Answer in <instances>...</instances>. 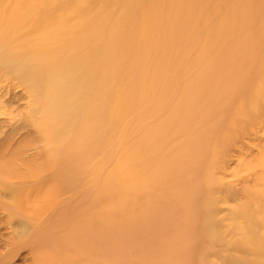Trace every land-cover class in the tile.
<instances>
[{
  "label": "rangeland",
  "instance_id": "1",
  "mask_svg": "<svg viewBox=\"0 0 264 264\" xmlns=\"http://www.w3.org/2000/svg\"><path fill=\"white\" fill-rule=\"evenodd\" d=\"M199 1L0 0V160L15 169L8 176L0 168V264H39L40 257V264H55L33 234L57 207L37 220L39 196L57 184L59 164L71 169L78 161L79 176L89 164L84 177L93 178V193L74 214H84L93 200V215H102L115 199L111 188H141L143 167L152 171L160 158L174 162L163 166L175 174L172 189L158 185L141 195L153 212L140 234L150 245L138 241L134 260L156 245L163 259L169 251L172 264H264V52L255 51L251 72L242 70L255 72L247 92L238 84L220 94L236 93L232 101L202 99L196 106L195 89L218 91L227 64L225 52H201L200 45L233 36L222 25L245 7L234 3L225 18V3ZM75 25L79 31L68 29ZM259 42L264 46V13L255 14ZM201 68L207 76L197 82ZM249 103L250 112L240 110ZM128 194L115 195L137 199ZM176 194L189 196L186 213L194 223L160 241L173 218L180 222L179 210L169 212L161 203ZM63 216L56 213L46 228L61 219L67 227L72 214ZM205 217L207 227L201 225ZM205 234L208 240H201ZM155 260L160 264L158 255Z\"/></svg>",
  "mask_w": 264,
  "mask_h": 264
},
{
  "label": "bare ground",
  "instance_id": "2",
  "mask_svg": "<svg viewBox=\"0 0 264 264\" xmlns=\"http://www.w3.org/2000/svg\"><path fill=\"white\" fill-rule=\"evenodd\" d=\"M221 2L226 4L225 8L227 9L224 13L225 18L230 16L229 14H227L228 9L232 8L234 3H245V7L243 11H240L230 17V20L226 26L222 25L224 28H228L229 30H231L232 33H234L233 36L225 38V40L222 39L218 42H215V39L210 38L207 39L205 43H202L200 45L201 52H204L209 48L214 51H219L220 53L225 52L227 54V64L224 66V69H221L220 71V76L223 77H219L217 79L219 84H217L215 88L218 87V91L208 93L205 90L203 91L199 88L195 89V94L198 96V102L195 104L196 106H198L199 101H202V99H217L216 101L219 100L224 103L232 101L236 93L234 94L232 92L229 97L221 96L220 94L224 89L228 87H237L238 84H242L243 86H245L244 92H247L249 90V85L251 84V82H255V78L253 77L255 75V72L252 74H247L242 70L246 69L251 72V68H255V51L256 54L257 52H264V46H261L260 42L258 44H255V14L260 15L264 13V8L259 10L260 7L264 6V0H259L256 4L255 0H203L199 1L198 4L204 6L206 5V7H208L214 5V3L218 4ZM188 4L191 5L190 2H188ZM15 12H17V10ZM5 16L6 15H4V17ZM242 19H245L244 22H242V24L244 25V29H242V26L240 25L241 22H239V20ZM249 27L250 30L247 31ZM70 28L71 31L75 32L80 30L77 25L70 26L68 29L70 30ZM220 29L221 27L218 28L217 31H220ZM242 35H246L251 38L243 37ZM217 60L220 62L218 56L215 61ZM202 69L203 68L198 69V72L202 71ZM206 73V70L205 72L202 71V75L197 77V82L207 76ZM250 96L251 95L248 94V97H246L245 99L251 100ZM183 98L184 101L182 103H186L185 99L187 97L184 95ZM202 107V111L204 112L205 110H207L208 104L203 103ZM223 109L226 110V106H224ZM250 109H252L251 104L249 107L240 110H246L250 112ZM178 137L179 136H175V138ZM148 149L150 150L151 146L148 147ZM162 159L160 158L158 160L162 164L152 170L154 173L157 172L155 174H153L150 169L146 170L147 165L143 167L141 181L142 183H138L142 189L138 185L134 186L133 184L126 186L125 189H118L115 187L111 188L110 192L114 194L113 197H115V199L111 198L113 202L110 203L111 205L109 206V209L105 213H102V215H97L96 212L93 215V200L88 202L89 206L84 211V214H74L85 206L83 205V203L80 205V203L83 202L85 195L89 192H92L93 190V178L84 177L85 174L89 173L90 168L87 170L89 164L82 168L83 173L81 176H79L80 164L78 161L72 164L71 169L69 168V165L64 169V166L62 164H59L56 168H59L61 170V167H63V170H58L59 172L57 173L56 177L55 175H52L56 180L59 178V180H57V184L55 186L46 188L41 196H39L37 191L33 192L36 196H39L43 199V202L41 203V205H43L42 209L36 212L37 220H39L38 217H40L44 213V209H47L50 206H53L55 202H58L56 205H54L57 207L53 208L52 212H50V215L45 214L46 216H43L44 219L42 218V222L44 220L46 221H44L40 225H43L44 227L41 226L43 228L39 229L38 225H36L34 229L35 233L33 234V239H37L35 240L36 243H39L41 247L44 248L49 247L47 248L45 256H47L51 261H55V264H134V262H137L138 264H157L155 257L156 255H158V259L160 257V264L162 260L165 259V264H172L173 262L171 260H168L169 251L167 254L163 255V259L162 253L160 255L161 250L158 248L157 251V249L155 248L156 245H153L148 252L147 249L144 251L145 256H142V260L140 262L134 260L135 253H133V246L138 241H145L146 243L143 246L150 245V241H148L150 237L140 236V234L145 229L144 222L147 220V218L152 217L153 212H148L147 210L150 204L149 199L145 200V202H141L139 200L143 197H141V195L148 192V189H156L158 185H162V190L165 191L172 189V185L170 186V181L172 180V176L175 174L170 171L164 170L163 166H165L166 164L172 165L174 162L170 161L169 159L166 162ZM0 168H2L1 173L4 175L9 176L14 175L15 173L14 166H12L11 162L6 161L4 158L0 160ZM150 176H153V178H150ZM41 179L42 178H40L39 180ZM142 184L146 186L144 189ZM126 192L127 194L131 192L127 195L129 198H131L135 193L137 199L127 202H125V199H123L122 201H118V196L115 194L124 195L126 194ZM30 193L31 192H29V196H31ZM67 194L70 195L67 198L64 197ZM35 195H32V199H39ZM91 198L93 199V197ZM188 198V195L179 196V194H176L174 197H171L169 199V202H166L165 199H161L164 210H168L169 212L174 211V209L175 211L179 210V221L182 222V224H179L180 222H177V220L173 218L172 227L168 232L160 234V241H169L176 236V233L188 232L190 226L193 225L194 220L193 222L190 220V213L189 215L186 213ZM73 199H75L76 201L73 202ZM159 203L160 200L157 202V204ZM144 206H146L147 208H145ZM184 207H186L184 211L180 210ZM191 207L192 205L190 204V208ZM31 208L33 209L34 206H31ZM86 211H88L89 213H87ZM56 213L58 214V216L61 215V217L63 215L69 216L72 214V219L69 225H67V227H64L66 226L63 223L64 219H61L55 227H51L49 229L48 227L46 228L47 223L54 218V215H56ZM167 215L169 216V213H167ZM105 222L107 225L110 224V227L112 228L98 226V224ZM210 222V219L205 217L202 219L201 225L203 227H207L208 225H210ZM137 234L139 235L137 236ZM154 237L156 239L157 235ZM202 239L208 240L206 234L202 235L201 240ZM181 253H183L182 250L179 252V257L181 256ZM184 254L188 257L192 256V253ZM149 256L151 257L148 258ZM114 258H119L120 260H114ZM40 259L44 258L40 257L39 259H37V262L39 264L41 263L39 261ZM174 262H176L175 264H179L177 261Z\"/></svg>",
  "mask_w": 264,
  "mask_h": 264
}]
</instances>
